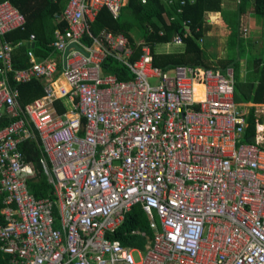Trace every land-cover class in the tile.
<instances>
[{"label":"built area","instance_id":"1","mask_svg":"<svg viewBox=\"0 0 264 264\" xmlns=\"http://www.w3.org/2000/svg\"><path fill=\"white\" fill-rule=\"evenodd\" d=\"M125 2L67 0L50 41L57 56L27 49L20 69L21 41L6 34L24 18L0 2V118L14 119L0 129V251L8 264H264V137L258 123L246 135L232 68L163 70L144 39L132 60L124 33L90 29L102 6L116 18ZM182 43L175 34L166 45ZM107 56L132 77L103 72ZM10 76L40 80L43 93L22 107ZM26 140L42 153L50 194L40 198L27 186ZM136 205L151 231L141 250L110 236Z\"/></svg>","mask_w":264,"mask_h":264},{"label":"trees","instance_id":"2","mask_svg":"<svg viewBox=\"0 0 264 264\" xmlns=\"http://www.w3.org/2000/svg\"><path fill=\"white\" fill-rule=\"evenodd\" d=\"M4 1V0H0ZM126 0L121 6L119 14L113 18L112 14L102 6L90 29L93 34L106 28L114 32H122L128 38V44L132 47L131 59L139 56L140 46L136 45V39L140 36L150 44L152 63L161 69L170 68L174 65L183 64L199 68L221 69L223 72L231 67L235 80L234 97L238 104L247 108L246 135L254 134L255 122L262 123L264 115L257 116L255 108L264 106V33L259 38V50L253 52V44L257 40L242 38L238 33L240 14L245 10L246 2L239 0L236 4V31L227 37L228 55L217 60L207 58V51L199 38L203 36L204 15L210 12H221L220 0ZM20 15L24 18L22 28H15L6 34V38L12 43L25 40L28 34L34 35V47L32 50L38 58L45 57L51 51L48 43L52 39V32L61 28L65 22L59 19V14L64 9L67 0H8ZM247 3V4H248ZM251 14L264 19V0H250ZM177 9H181L179 13ZM188 20V23H184ZM188 27L189 35L185 36L184 44L177 49L161 51L157 45H163L169 41L173 34L183 33ZM161 32V34H159ZM136 33V37L134 36ZM25 45L21 44L12 52V64L14 69H20L27 65ZM244 61V71L239 76L240 60ZM102 71L113 73L119 79L132 77L128 68L121 62L107 56L102 62ZM19 94L18 101L23 107L42 94L41 83L36 79L16 85ZM58 112L62 108L55 104ZM14 119L3 115L0 118V129L7 126ZM19 149L24 158L30 160L35 166V175L27 180L28 189L37 198L50 194V187L46 173L40 164L41 149L35 141L26 140L20 143ZM3 196L0 194V210L3 206ZM4 221L0 212V223ZM142 233L131 234V232ZM112 238L120 240L124 246L142 249L146 239L151 237L145 216L139 206H133L125 214L123 223L114 233ZM9 255L0 251V264H8Z\"/></svg>","mask_w":264,"mask_h":264},{"label":"crops","instance_id":"3","mask_svg":"<svg viewBox=\"0 0 264 264\" xmlns=\"http://www.w3.org/2000/svg\"><path fill=\"white\" fill-rule=\"evenodd\" d=\"M181 1H180V4H181ZM238 1L239 0H220L221 12H210V13H206L204 15V22H203L204 32H203V36L206 35V34L209 36V35L214 34V33L216 34V32H221L222 31L223 34L225 35L221 39H222L223 42H226V44L224 43L226 45V48H225L226 55H228L227 54L228 53V45H227V41H226L227 37L228 36H232L234 34V32L236 31L235 9H236V4H237ZM166 2H167V0H166ZM167 3H169V2H167ZM170 3H172V1ZM247 3L248 2H246V4H245L244 12L240 14V18H239L240 23H239L238 33L244 39L250 38V37L251 38L260 37L262 35V33H264V19H262L260 16L252 15L251 14V8H250V5H249L250 0H249V3L248 4ZM177 11H178V9H177ZM243 28L246 30L245 31V36L241 35V29H243ZM185 31H186V27L184 28L183 33H175V34H180L184 38L185 36H187V35H184ZM175 34H173V35H175ZM216 35H218V33ZM203 36L201 37L202 40H203ZM137 38L138 39L135 38L136 41H138L140 39H143V38H140V36L137 37ZM221 39L219 40V42L221 41ZM19 41H21L20 45L21 44L25 45L26 50L27 49H31L32 50V48L35 45L34 41H33V46L32 47L29 46V44L31 42L29 44H27L26 40H19ZM169 41H167V42H169ZM201 42L202 41H199V43H201ZM183 44H184V39H183V43L181 45H174V46H182ZM259 45H260V42H259ZM48 46L51 48V51L49 52V54L47 56H49V55H56L57 56L58 53L53 51L52 47L50 46V42L48 43ZM163 46L165 48L160 49L161 51H169V50H171L169 48H166L167 47L166 42L163 44ZM258 50H259V48L255 49V50L253 49V52H258ZM32 53H33V55L35 56L36 59H40V58H38L35 55L33 50H32ZM25 55H26V51H25ZM26 58H27V55H26ZM242 60H243V62L245 61V59H242ZM242 60H240V61H242ZM27 65H28V58H27ZM243 67H244V63H243ZM243 71H244V69H243ZM36 80H38V79H36ZM38 81L41 83L40 80H38ZM8 82H9L11 87L16 88V89H17V87H16L17 84L23 83V82H15L13 80L12 76L9 77ZM41 87H42V84H41ZM42 93H43V91H42ZM18 94H19V91H18ZM241 106L244 109L247 110L246 107H244L243 105H241ZM261 107H264V106H261ZM255 114H256V112H255ZM3 115H5L6 117L10 118L7 114H3ZM10 119H12V118H10ZM255 123H257V122H255ZM262 123H264V121H262ZM262 123H258L259 126H261Z\"/></svg>","mask_w":264,"mask_h":264},{"label":"rangeland","instance_id":"4","mask_svg":"<svg viewBox=\"0 0 264 264\" xmlns=\"http://www.w3.org/2000/svg\"><path fill=\"white\" fill-rule=\"evenodd\" d=\"M218 33V35H216ZM216 34H211V35H204L203 36V40L201 42V44L203 45V47L205 48V50L207 51V58L211 59V60H217V59H220V58H223L225 57L226 55V52H225V48H226V42H223L222 41V37H224L225 35L223 34V32H216ZM136 33H134V36L136 37ZM242 36H245V35H242ZM251 38V37H250ZM259 38L260 37H253V40H257L255 41V43H252L253 44V49H257L259 48ZM138 39V38H136ZM221 39V41L219 42V40ZM247 39V38H246ZM224 40V39H223ZM225 43V44H224ZM180 46H174V45H167L166 48H169V49H177L179 48ZM158 50L160 49H163L165 48L163 45H158L156 47ZM243 60L240 61V68H239V76L241 77L242 76V73H243ZM255 112H256V115L259 116V115H264V107H259L257 106L255 108ZM262 125H264V123H262ZM261 125V126H262ZM259 126L257 128V132L258 134L261 136V137H264V129H260ZM133 255L135 256V258H137V254L136 253H133Z\"/></svg>","mask_w":264,"mask_h":264},{"label":"water","instance_id":"5","mask_svg":"<svg viewBox=\"0 0 264 264\" xmlns=\"http://www.w3.org/2000/svg\"><path fill=\"white\" fill-rule=\"evenodd\" d=\"M29 46L32 47V46H33V42H31V43L29 44ZM247 140L253 141V140H254V136H249V137L247 138Z\"/></svg>","mask_w":264,"mask_h":264},{"label":"bare ground","instance_id":"6","mask_svg":"<svg viewBox=\"0 0 264 264\" xmlns=\"http://www.w3.org/2000/svg\"><path fill=\"white\" fill-rule=\"evenodd\" d=\"M260 129H264V125H262V126L260 127Z\"/></svg>","mask_w":264,"mask_h":264}]
</instances>
